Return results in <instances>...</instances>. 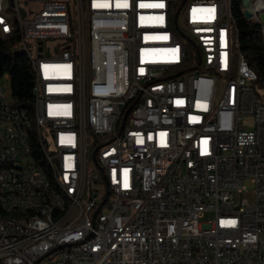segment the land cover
Masks as SVG:
<instances>
[{"label":"built area","instance_id":"1","mask_svg":"<svg viewBox=\"0 0 264 264\" xmlns=\"http://www.w3.org/2000/svg\"><path fill=\"white\" fill-rule=\"evenodd\" d=\"M20 1L0 0L5 25ZM26 1L14 51H36L33 105L75 204L62 216L0 83V205L31 214L0 221V264H264V100L225 0H76L75 27L65 1ZM241 9L264 43V0Z\"/></svg>","mask_w":264,"mask_h":264},{"label":"bare ground","instance_id":"2","mask_svg":"<svg viewBox=\"0 0 264 264\" xmlns=\"http://www.w3.org/2000/svg\"><path fill=\"white\" fill-rule=\"evenodd\" d=\"M7 7V10L12 9L17 13L16 33L18 39L16 43L23 42L25 40L24 23L19 17L17 9L15 8V6H13V4H7ZM225 16L227 18L229 26L232 29L233 22L231 16L230 0H225ZM232 36L234 39L235 36L233 29ZM12 49L14 50V45ZM21 52L26 55L34 73V78L37 79V58H33L28 52ZM235 56L237 59H239L241 68L246 73L248 80L257 81L256 74L247 66L243 56L241 54ZM32 96L34 101H39V92L34 87L32 89ZM11 104H16L12 97ZM18 113L23 114L25 119L27 120V122L19 123V132L23 134L27 139L26 154L28 155L29 161L31 162L32 166L36 168L37 171L41 174L43 184L48 187L50 195H54V197L62 204V216H69L73 205L75 204V193L64 184L61 176H57L56 168L51 160L50 154L46 150V148H44V132L40 125V113L38 111V108L33 105V108L30 112L18 106ZM7 114L8 105L7 103H4L3 99H0V119H6ZM31 204H39V197H31ZM47 215H54V208H47ZM10 218L23 221H31L30 208L2 207L0 205V221H9Z\"/></svg>","mask_w":264,"mask_h":264},{"label":"trees","instance_id":"3","mask_svg":"<svg viewBox=\"0 0 264 264\" xmlns=\"http://www.w3.org/2000/svg\"><path fill=\"white\" fill-rule=\"evenodd\" d=\"M234 31V53L241 54L247 66L256 74L257 86H264V43L259 27L243 15L242 0H230ZM9 40L0 38V75L10 77L12 98L27 111L33 108L34 73L26 55L13 50L18 37L16 30Z\"/></svg>","mask_w":264,"mask_h":264},{"label":"rangeland","instance_id":"4","mask_svg":"<svg viewBox=\"0 0 264 264\" xmlns=\"http://www.w3.org/2000/svg\"><path fill=\"white\" fill-rule=\"evenodd\" d=\"M66 2L67 6H68V10H69V18H70V22L71 25L73 27L76 26L77 23V4H76V0H63ZM218 1H223V0H218ZM14 6V5H13ZM41 6V3L36 2V3H32V2H28L26 0H21L20 1V5H19V10L20 13H22L23 15L26 12H32L34 10H38ZM17 9V12L19 14V10L17 7H15ZM7 4H2V13H5L7 15H11L10 17V25H5V20L0 17V32H4V34L6 36H11L13 33H15L14 31L16 30V22H17V13L14 10H7ZM23 22V21H22ZM0 38L2 39V34L0 33ZM55 44L54 40H50V41H46L45 42V46L47 47L46 50V55L50 54L51 51V47H53ZM21 52V51H20ZM31 56L33 58H36V51L31 50ZM1 85L5 88V91L7 93H9V89H10V77L5 74L2 78V80L0 81ZM253 87H254V91L255 93L262 99L264 100V86H257L253 83ZM244 199L247 200L249 203L252 202V197L250 195H245ZM206 219H210L211 215L210 214H206L205 215Z\"/></svg>","mask_w":264,"mask_h":264},{"label":"water","instance_id":"5","mask_svg":"<svg viewBox=\"0 0 264 264\" xmlns=\"http://www.w3.org/2000/svg\"><path fill=\"white\" fill-rule=\"evenodd\" d=\"M250 2L251 0H242V6L246 9H248L250 7ZM245 18L248 19L250 18V13L249 10H247L245 12ZM262 21L264 22V15L261 16Z\"/></svg>","mask_w":264,"mask_h":264}]
</instances>
